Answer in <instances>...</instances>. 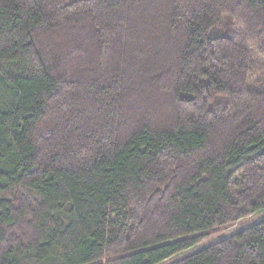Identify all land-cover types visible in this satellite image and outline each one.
Returning <instances> with one entry per match:
<instances>
[{"label":"trees","instance_id":"trees-1","mask_svg":"<svg viewBox=\"0 0 264 264\" xmlns=\"http://www.w3.org/2000/svg\"><path fill=\"white\" fill-rule=\"evenodd\" d=\"M264 209V0H0V264H160ZM168 264H264V218Z\"/></svg>","mask_w":264,"mask_h":264},{"label":"rangeland","instance_id":"rangeland-1","mask_svg":"<svg viewBox=\"0 0 264 264\" xmlns=\"http://www.w3.org/2000/svg\"><path fill=\"white\" fill-rule=\"evenodd\" d=\"M264 218V209H261L253 214H250L242 219H240L239 221L232 223V224H228L226 226L220 227L219 229L216 230L215 234L213 236H211L210 238H207L199 243H197L196 245H194L191 248L186 249L183 252H180L176 255H174L173 257L161 262L160 264H168L170 262H173L193 251H196L200 248H203L207 245H209L210 243L219 240L249 224H252L260 219Z\"/></svg>","mask_w":264,"mask_h":264}]
</instances>
